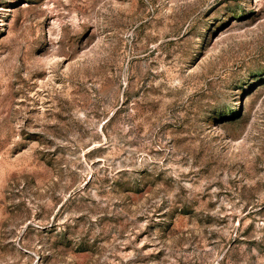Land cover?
Masks as SVG:
<instances>
[{"label": "rangeland", "instance_id": "obj_1", "mask_svg": "<svg viewBox=\"0 0 264 264\" xmlns=\"http://www.w3.org/2000/svg\"><path fill=\"white\" fill-rule=\"evenodd\" d=\"M0 264H264V0H0Z\"/></svg>", "mask_w": 264, "mask_h": 264}]
</instances>
